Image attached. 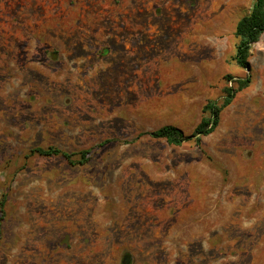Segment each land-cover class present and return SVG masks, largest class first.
Wrapping results in <instances>:
<instances>
[{"label": "rangeland", "instance_id": "374dc122", "mask_svg": "<svg viewBox=\"0 0 264 264\" xmlns=\"http://www.w3.org/2000/svg\"><path fill=\"white\" fill-rule=\"evenodd\" d=\"M254 2L0 0V264H264V36L234 61ZM248 78L200 145L149 136Z\"/></svg>", "mask_w": 264, "mask_h": 264}, {"label": "trees", "instance_id": "16d2710c", "mask_svg": "<svg viewBox=\"0 0 264 264\" xmlns=\"http://www.w3.org/2000/svg\"><path fill=\"white\" fill-rule=\"evenodd\" d=\"M238 39L236 55L234 61L245 70L250 68V52L252 47L257 44L264 36V0H255L250 14L242 18L235 31ZM237 87H228L226 97L221 106L211 103L206 107L209 117L203 118L200 125L196 128L194 134L187 136L182 130L174 126H166L149 134L152 139L165 140L169 145L181 146L183 143L195 140L200 145L203 138L215 132L220 122V115L229 107L236 95L245 90L251 84V79L240 80ZM140 138V137H138ZM104 146V145H101ZM33 155L45 158L62 157L70 164H87L90 160L91 151H83L77 154H71L56 147L37 148L31 151ZM77 157V159H75ZM6 198L0 200V244L2 239V220L5 215Z\"/></svg>", "mask_w": 264, "mask_h": 264}, {"label": "water", "instance_id": "95a60500", "mask_svg": "<svg viewBox=\"0 0 264 264\" xmlns=\"http://www.w3.org/2000/svg\"><path fill=\"white\" fill-rule=\"evenodd\" d=\"M250 70V68L248 69V71ZM127 263V258L125 259V261H124V264H126Z\"/></svg>", "mask_w": 264, "mask_h": 264}]
</instances>
